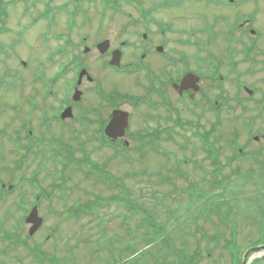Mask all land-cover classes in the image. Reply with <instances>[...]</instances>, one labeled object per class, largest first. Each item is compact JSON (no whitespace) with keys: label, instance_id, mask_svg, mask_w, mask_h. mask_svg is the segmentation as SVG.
I'll return each mask as SVG.
<instances>
[{"label":"rangeland","instance_id":"rangeland-1","mask_svg":"<svg viewBox=\"0 0 264 264\" xmlns=\"http://www.w3.org/2000/svg\"><path fill=\"white\" fill-rule=\"evenodd\" d=\"M3 1L8 2V4H2V7H5V5H9L8 7H11V5H13L14 8H11L7 11L5 18L6 21L2 19L3 26L0 24L1 31H3V27L6 29L12 28L15 30H23V27L21 26H24L26 23H29L30 26H32H28L30 30L27 31L26 36L20 42L21 47L19 50L20 56L21 53H25L26 50L29 52L36 51L31 55L32 59H30V61L32 64L36 63L34 62L35 58H40L41 62L45 64L44 61L47 52L52 51L53 47L59 44L60 39H58L57 36L63 34L60 33L61 31L69 33L71 36H73V40H76L75 35L83 34L85 31L92 33L93 31H90L89 28H86L83 23H80V20L84 18H90L93 20L92 30L95 29V20L97 19L101 23L103 18H112L114 20L121 18L117 22H105V27L100 25L98 29L105 31V35H135L136 33H140V41H143L141 38L143 33L146 34L148 41L162 40L163 38H166L168 43L165 45L164 49L166 51H170L171 56H176L177 52L201 53L202 51H207L210 52V54H216L220 59L224 60V66L221 69L220 74L224 75L225 79H227L224 81V85L219 91L214 89L209 90L208 117L206 122L202 124L205 125L207 129H210V131L214 133L217 138H219L217 145L221 147L220 159L222 162H225L227 159H229V157H231L232 149L228 143L230 138L235 139L237 147L243 148L246 152L250 151L258 153L260 151L261 153L256 157V162H250L247 158H240L233 161L230 166H226L224 168L223 174H231V187L222 185L221 194L218 196H214L211 191H207V203H204L205 215L210 210L207 208L208 203L212 207L213 204L211 201L213 199L224 200L230 197L232 192L235 198L240 199L239 207L241 210H243L241 214H236V220L239 225V231L237 234V243L239 247H248L251 242L261 237L259 234H263L261 240L264 241V227H259L262 224L264 218V139L261 138V134H264V109L263 111L259 112V109L257 108L262 104V101L264 104V0H233L232 3H229V0H226L223 4H220V6L216 7L211 5L212 3H207V0H202L201 2H194L193 0H177L176 2L181 4L179 7L172 6L173 1L175 0H137L141 4H144L143 13L142 11L139 12L136 8L134 9L133 7L123 6V4H137L133 0ZM115 4H120L123 7V14H112L110 11H106L107 9H110L114 12H117L118 6ZM152 4H165L162 6V9L152 12L151 18L160 24L164 22L170 23L171 27L173 28L172 31L165 33L161 32L159 26L154 23H148L145 25V27L140 24L127 29H124L121 26L122 19L139 18L140 14H145V9L150 8ZM76 6H79L85 10L86 13L82 11L81 14V12H79L78 16L75 18V13L78 12V8H76ZM24 7L26 12H23L22 10ZM62 7H65V10L62 9ZM51 9L55 10L52 22H50L48 18L50 17L51 19ZM72 11L75 13L73 16H70V12ZM47 12H49V15ZM127 14L130 15L127 16ZM214 16H217L216 18L218 20V24H216L214 27V31L208 32L205 27L206 25H210V22ZM34 18H37L36 25H34L33 22ZM69 20L72 22L70 25L68 24ZM237 20H241V22L244 20H250V24L248 22L249 25L247 24L248 26L246 25V28L255 30L256 32L254 35H249L250 37H247V35L242 36L241 33L239 34L237 32L236 37L241 36L242 40L245 42L241 43L240 45H234L233 39L232 43H229L228 40L230 38H228V35L226 34V30L229 29L230 23L232 21L237 23ZM13 22H15L16 27H12L14 24ZM79 23L81 26L80 30L77 31L75 27L78 26ZM44 30H48V40L46 44H43L39 38V33ZM175 30L177 31L174 32ZM214 32H218L217 36H215ZM12 37L14 38L13 33L0 34V44L6 45L5 47L8 53L7 56L0 55L1 62H5L9 56L14 57L13 55H10L11 50L8 47L10 44L9 41ZM43 40H45V37H43ZM190 41H197V43L196 45H193L190 43ZM25 43H28L27 47H25ZM186 43L190 44L186 45ZM227 49L228 51H226ZM242 49L245 53H241ZM235 51L238 52L237 55ZM87 56L94 65H97L95 63L96 59L93 57L91 51ZM248 56H250V59H255L253 64L250 63ZM199 57L200 56L198 54L193 56L192 62ZM54 58L57 59L56 56H54ZM154 59H156V56L150 58L151 67L154 64ZM146 61L147 60L145 59L142 62L146 63ZM229 61H234L237 64L231 67L230 70ZM52 67H55V64ZM51 71H53V69H51ZM241 84H244L253 91L251 96H248L243 88L240 87ZM4 88L5 85L0 84V93L4 91ZM234 97L244 100V105L248 111L244 112L241 107L235 105V102L232 101ZM212 102H214L215 105H219V103L220 105L223 104L221 116L216 117L220 118L219 121H217L215 117L213 118L212 114L214 106ZM229 104L231 106L225 108ZM23 108L25 107L23 106ZM0 110H2L0 114V123L5 125V122H8V117L10 114L7 108ZM140 112H142V108H140ZM257 114H259L260 117H256L255 115ZM177 132L178 135H173L175 143L172 142L171 145H162L161 151L168 152L169 154H147L144 157H142V155L140 157L134 155V159H127L124 157V160L127 161L121 162L120 159H116L111 165L106 166L105 168L111 174V176L122 177L127 180L125 184L127 185L128 183V188L132 190V198H137L138 192L142 190L143 195H140V197L137 198V202L143 204L153 211H157L158 214L159 221L155 219H151L153 221L152 223L145 222V220L142 221V229L140 228L139 234L136 233L138 228V226L136 227L137 219L132 218L134 221H131L129 217V224L126 234V248L128 251H134L135 253L128 254V260L130 263L136 261L139 258V252L142 256L146 249L155 254H157L156 252L159 251L160 255H158L157 258L161 259V257L166 254V247H170L172 249L176 247L177 249L183 250V245L186 244L187 255L189 256L195 254L196 258L198 257L199 259V264H232L233 259L230 258V254L226 251V249L223 248L222 244L224 242L222 240H220L217 246L214 243L210 245L212 251L210 254L211 256L208 257L206 251L207 245L205 241L201 240V242L199 241L197 243L196 240L201 238V234L195 233L192 235H185L186 237H184V239L186 242L182 243L183 236L181 235H183V232L176 233L177 230L170 229L171 223L170 225L166 223V216L179 219V224H183L187 216H189L191 219L193 215L189 214L190 210H196L197 212H200L203 207L201 197L200 201L190 204L192 199L187 202L185 195H176V198H172L174 203L167 201L165 204L168 205V207H165L163 210L162 206L158 205L159 208H157L154 205L155 200L148 196L149 189L152 188L148 180L157 182L161 180L173 179V173L169 171L178 166H180L179 168L183 173L186 174L187 179H184L183 177H174L173 180L177 186L182 187L189 180L194 182L198 181V184H201V178H203L202 175L205 173L202 170L197 169L195 166H184V161H181L184 158L191 157L190 149H192V146L189 145V148L186 150H181L176 145V142L185 143L184 138L190 139L193 142L195 140V138H193V132H191V128L187 130L182 128L181 130H177ZM250 135H258L260 137L258 138V141H255L252 138L250 139ZM60 139L63 140L64 147H66L67 144L73 145L72 140L67 136V134ZM91 147L92 146L89 144L88 148L90 149ZM72 153L70 152L69 155L65 154V152L63 153V157L67 162H69ZM5 156H7V154H5ZM56 156V154L52 156L51 162L47 160L48 162H46V166H49L47 174L54 176V179L59 178L61 175L64 177V183L61 189L56 186L60 184L59 181H57V184L54 187H51L52 176H46L43 170H40L39 168L36 169L35 167L27 169V159L25 161L24 167L18 172V175H16L26 179L29 178L31 174H37L36 176H33V178L38 179V181L41 182V186L49 191V194L55 195L51 199L42 197V205L39 208V211L42 215L47 217V224L32 238L31 242L34 243V245L31 247V250L35 253L39 251L37 250L38 246H41V249L44 248L47 249L48 252L56 253L58 258L61 257L60 260L65 258L67 262L65 263L64 260V264H99L96 259L91 261L93 256L89 255L87 246L81 248L79 247V250H76V247L75 249H71L74 244L73 234H75L78 230L80 233H83V235L95 234V236H97L98 231L95 228L96 220L80 218L78 221L71 220L67 222L66 220L60 223L62 220L61 218L58 216H54V219L50 218L51 216L47 214V212L49 205L54 207L55 210L63 208L64 211H67L75 199H84L86 196L91 197L94 195L93 192H97L103 198L109 196L110 194L112 195L110 192L103 193L104 188L101 189L102 193H100L99 191L101 185L99 187L94 184L95 181L107 184L110 183V180H108L103 172L97 168L84 169V173L91 177V179H85L82 172H75L72 169L67 170L66 172H62L60 169L56 170L51 166H60V164H62L59 158H55ZM74 156L81 158L84 155L79 153L74 154ZM109 156L110 152L107 150H104L103 152L98 150L96 153L87 155L90 162L92 161L102 164H104V161L109 160ZM201 158L202 154L200 151H198L193 159L200 162ZM105 165L106 164L103 166ZM204 165L206 169L211 168L208 166L207 162H204ZM0 166H12L10 164V159L6 157L0 162ZM231 170H239L242 172L246 170H252V178L255 181L245 183V186L241 188V186L237 184L238 181L236 177L238 175H236V173H232ZM205 176V178L208 180L212 178L210 175L205 174ZM250 176L251 173L247 174L242 180H247ZM113 177L110 179H113ZM5 180L9 179L5 178ZM10 182L13 183L12 180ZM257 182H261V184H256ZM134 184H136V186ZM162 184L165 185L164 183ZM75 186H79V191ZM139 186L140 190L138 189ZM181 187H178V189ZM22 189L26 191V196L30 200L33 199L32 193L36 194L40 190L36 187L30 186L28 183H24ZM182 190H185L187 193L185 187H183ZM63 191L64 194L67 195L66 204H64V202L58 204V198L61 196ZM19 192L20 188H18V193L13 192L12 194L13 196L19 195ZM189 197L194 198L197 196L194 192L190 194ZM168 199H170V196L166 200ZM11 202L12 201L10 200H4L0 203V224L6 228H9V226L13 223V216L10 214L7 219H3L1 216L3 212L11 210L13 211ZM23 205H25V201L23 202ZM24 207L26 208L27 205ZM113 209L109 205L100 211L97 210V213L102 214V212H107L105 218H108V225L113 232V237H117L118 241H120V237L124 236L125 234L123 230H117V227H120L118 225L120 220L113 219L112 216L108 214V212H112ZM115 210L116 209L113 211ZM119 210L120 209H117L116 212ZM138 213L140 214V212ZM18 214L19 212H17L16 215L18 216ZM232 214H234V212ZM190 219L186 221L187 228L184 230L185 232H191L192 222ZM224 220L225 223L229 222L231 225H233L232 217L229 218V216H224ZM220 221L222 220L220 219ZM159 222L169 226L167 229L160 228V225L162 224ZM197 222L200 224V226L206 228V235L208 236H212L209 234L216 232V228H218L219 232L224 235L225 239L230 238L229 233L227 232L228 230L224 225H221L222 228L220 226L213 225L214 223H219L216 215H211L208 220L199 218ZM99 224L104 225L103 222H100ZM53 225L54 227H57L56 233H54L52 227ZM46 233H50L52 238L47 242V244H44L45 242L42 240V238ZM106 233L109 234L107 229ZM152 233L158 234L159 238L154 242H145V240H143L144 237ZM169 235L174 236V238L170 240L171 244H167L169 238L164 237ZM103 241V244L106 246L108 242L106 240ZM35 243H38V245ZM90 245L95 246L94 243ZM159 248L163 249L157 250ZM3 252H5L8 257H5L4 255L1 256ZM24 253L25 251L22 248H16L15 246L10 248L8 247V243L6 241L3 242L0 240V259H2L4 262L6 261L7 264H40L37 262V257L34 258V254L24 259ZM169 255L166 257L167 259H176V254L171 256ZM15 257L20 258V262ZM184 257L186 256L184 255ZM148 258H150V256ZM256 259L258 260L255 262ZM249 264H264V260L257 257L252 259Z\"/></svg>","mask_w":264,"mask_h":264},{"label":"flooded vegetation","instance_id":"flooded-vegetation-1","mask_svg":"<svg viewBox=\"0 0 264 264\" xmlns=\"http://www.w3.org/2000/svg\"><path fill=\"white\" fill-rule=\"evenodd\" d=\"M137 3L123 4V6H136L139 10L140 5L144 7V4L138 1ZM115 5L118 6L117 12L110 9L106 11L112 14H123V7L120 4ZM163 5L165 4H152L151 7L156 11L162 9ZM211 5L220 6V4ZM1 6L0 4V8ZM8 6L5 5L6 13L14 8L13 5ZM172 6L179 7L181 4H172ZM22 10L26 12L25 7ZM52 20L53 18L50 21ZM118 20L103 18L100 23L97 19L95 29L92 30L93 20L81 19L80 23L93 32L85 31L83 34H77L76 40H73V36L69 33L61 31L60 33L63 34L57 36L60 39L59 44L54 46L52 51L47 52L45 64L40 58L34 59L35 64L31 63V55L36 51L26 50L20 56V42L30 30L28 27L30 24L21 26L23 30L9 28V33H13L14 38L10 39L8 47L11 50L10 55L14 57L9 56L5 62L0 61V84L5 85L4 91L0 93V109L7 108L10 114L5 125L0 123V162L8 157L12 166H0V203L4 200L12 201L13 211L3 212L1 217L7 219L12 214L13 223L9 228L0 224V240L6 241L10 248L15 246L28 250L33 246L31 242L33 235H29L30 225L26 222V217L34 206L37 208L38 206L27 198L26 191L22 189L23 184L28 183L40 189L38 195L32 193L34 199L41 195L49 196V191L41 186L38 179L33 178L37 174H31L30 178L26 179L16 176L17 168L25 165L26 159L27 169L39 168L46 176H50L51 174H47L49 166H39L42 161L41 156L44 154L62 156L64 152L67 155L73 152L69 162L65 163L66 166H62L63 163L60 166H51L66 172L78 167L80 157L77 158L74 154L91 155L98 150L102 152L107 150L110 156L107 163L103 162L105 166L111 165L116 159L124 162V157L128 155H131L132 159L134 155L140 157V152L155 154L162 144L171 142L177 131V125L181 123L195 124L193 137L197 138L199 135L203 137L206 132L202 123L206 122L208 117V92L210 89L218 91L222 89L227 79L220 74L224 60L207 51L177 52L176 56H171L170 51L164 49L168 43L166 38L148 41L147 36L143 38L141 35L143 41H140V33L126 34L127 36L105 35V31L98 29L100 25L105 27V22ZM146 22L157 24L160 31L164 33L173 30L170 23L160 24L152 19L145 20L143 15L136 19H122L121 26L127 29L140 24L144 26ZM13 23L12 27H16L15 22ZM80 23L75 27L77 31L80 30ZM232 32H235L234 45H240L243 40L241 36L236 37V33L240 34L241 31L233 28ZM47 33L48 30H44L39 34L43 44H46L48 40ZM103 42L107 44L98 47ZM27 44L25 43V47ZM5 46L0 44V55H8ZM157 47H162L163 52H156ZM85 48L87 51H84ZM90 51L97 60H95L97 65L88 59L87 55ZM115 51H120L121 54L119 66L109 64ZM197 54L200 57L192 62L193 56ZM153 56H156V59L151 67L150 58ZM145 59L147 61L143 63ZM54 64L55 67H52ZM231 66L232 63L229 62V70ZM188 73L196 75V83L182 85V79ZM76 92L79 93V99L74 100L73 96ZM116 110L127 113V126L123 125L122 133H114V131L108 133L106 128L112 127L109 123ZM64 112L71 114V117L63 118ZM198 123L201 125L199 126ZM198 127L200 131L197 130ZM114 129L118 130V128ZM66 134L73 145L67 144L64 147L63 140L60 138ZM140 139L144 140L141 144ZM89 144L92 146L90 149ZM104 164L100 163V166ZM88 166L94 165L88 164ZM11 180L13 183L10 182ZM125 181L117 180V188H126ZM53 182L52 178L51 187ZM202 184L203 180H201ZM18 188H20L19 195L13 196V192L18 193ZM106 199V207L110 205L112 209L113 206L116 210L120 209L117 212L113 209L108 214H111L113 219L120 220L118 222L120 227H117V230L124 231L125 204L127 203L124 196L109 195ZM24 201L25 205H23ZM100 208L103 207L100 206ZM17 212H19L18 216ZM38 212H40L39 209ZM47 213L53 219L54 216L66 219L73 214L64 210H49ZM106 213L102 212V215L105 217ZM41 217L44 219L43 226H45L47 217L43 215ZM73 220L78 221L80 217H74ZM109 230L110 236L106 238L109 248L98 244L101 264H112L118 260V257L122 260L124 255L123 236L120 238L121 245L116 250L114 246L118 238L113 237L110 227ZM50 238H52L50 233L44 234L42 238L45 241L44 244H47ZM82 244L86 246V238L78 230L74 234L76 250H79ZM45 254L48 259L47 249ZM157 262V260H148L147 264H159Z\"/></svg>","mask_w":264,"mask_h":264},{"label":"trees","instance_id":"trees-1","mask_svg":"<svg viewBox=\"0 0 264 264\" xmlns=\"http://www.w3.org/2000/svg\"><path fill=\"white\" fill-rule=\"evenodd\" d=\"M248 59H250V56H248ZM254 58H251L250 59V63L251 64H253L254 63ZM264 68V67H263ZM241 103V102H240ZM230 107V106H229ZM258 109H259V111H260V106H258ZM263 109H264V104H263V106H261V111H263ZM208 140L209 141H212L213 142V140H211V137H209L208 138ZM230 141H232V145H233V147H234V150H233V153H232V156L233 157H231V159H229L227 162H226V166H230V164H231V162H233L234 160H236L237 158H247L248 159V161H251V162H256L255 160H256V157L258 156V155H260V151L258 152V153H256V152H246L245 150H243L242 149V151L241 152H239L238 150H237V144H236V142H235V140H230ZM211 142V144H209V151H208V153H209V155H208V157H209V163L212 165V167L213 168H210V169H206L205 168V166H197L198 168H200L201 170H203L204 171V173H206L207 175H210L211 177H212V179H215V180H217V179H230V177H231V174L229 175V174H227V175H224L222 172H223V169L226 167V166H224V164L223 163H221V161L219 160V151H218V148L215 150V146L213 145V143ZM236 144V145H235ZM261 163V162H260ZM262 164V163H261ZM179 171V172H178ZM175 174H174V177H183L184 179H187L186 178V174H184L181 170H178ZM239 170H233L232 171V173H236V175H238L237 177H236V179H243V178H245V176L247 175V174H249V173H252V171L251 170H247V171H239ZM188 177V176H187ZM203 178H205L206 176L205 175H203L202 176ZM127 195L129 194V193H126ZM140 195H142L141 193H140ZM100 205V203L97 201V206H99ZM131 205H133L134 207H132V208H130V210H131V212H135V211H138V206H137V204H135V203H133V204H131ZM90 206L92 207L91 209H90V211L91 212H93L95 209L93 208V206H92V204L90 203ZM133 210H135V211H133ZM148 213V212H147ZM146 213V214H147ZM147 216H149L150 217V219H154L152 216H150V215H148L147 214ZM153 222V221H152ZM151 222V223H152ZM263 224H264V222H263ZM159 236H163V235H159ZM259 236H263V234H259ZM164 237H168L169 238V236H164ZM261 237H259L257 240H255V241H253V242H251V247H253V246H256V245H259V244H262V243H264V241L263 240H261ZM159 237H158V234H153V235H150V236H148V240L146 241L147 243H150V242H154V241H156L157 239H158ZM218 239H219V236H217V235H213V236H206V235H203V236H201V239H197V243L199 242V241H201V240H204L205 241V243H206V245H207V247H210V245L212 244V243H214L216 246H217V242H218ZM236 234L234 233V234H232L231 236H230V239H225L224 240V249H226L227 251H228V253L230 254V258H232L233 259V261L236 263V264H240V261H241V258H240V251H241V249H239L238 248V244H237V242H236ZM169 240H170V238H169ZM169 240L167 241V244H168V242H169ZM164 241V240H163ZM211 251V250H210ZM126 251H124V253H125ZM129 254H133V253H135L134 251H129L128 252ZM153 255V253H151L149 250H145L144 252H143V254H142V258H144V259H147V257H149V255ZM154 257V256H153ZM38 258V261H41V259H40V257H37ZM120 258V257H119ZM187 258H196L195 257V254H193V255H189V256H187ZM258 259H256L255 260V262L257 261Z\"/></svg>","mask_w":264,"mask_h":264},{"label":"water","instance_id":"water-1","mask_svg":"<svg viewBox=\"0 0 264 264\" xmlns=\"http://www.w3.org/2000/svg\"><path fill=\"white\" fill-rule=\"evenodd\" d=\"M102 46H103V44H102ZM157 51H162V49L158 48ZM119 57H120V52L119 51L114 52L113 57L111 58L110 64L118 65L119 64ZM193 77H194V75L188 74L183 79L182 83H190ZM125 121H126V115L125 114L123 115L121 112L117 111L114 114L113 120L110 124V125H112V127H109L108 130H106V131L108 133H110L111 131H114V133H119V132L122 133L123 132V124L125 123ZM114 128H118V130H115ZM27 221L31 222L33 224L29 230V233L33 234L39 228V226L41 225V222H42V219L38 217L35 208L29 214ZM250 253H252V254L247 259V256ZM254 256L262 257L264 259V245L257 246V247H254V248L247 250L242 257L241 264H248L249 260L254 258Z\"/></svg>","mask_w":264,"mask_h":264}]
</instances>
